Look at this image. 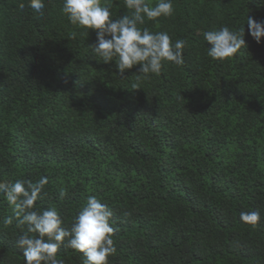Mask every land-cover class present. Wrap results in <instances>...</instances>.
<instances>
[{"label":"trees","instance_id":"1","mask_svg":"<svg viewBox=\"0 0 264 264\" xmlns=\"http://www.w3.org/2000/svg\"><path fill=\"white\" fill-rule=\"evenodd\" d=\"M20 3L0 0V180L46 175L36 207L65 226L89 195L107 203L109 264H264V37L246 24L264 21V0H173L172 16L141 27L184 39V63L150 79L98 61L95 31L72 25L62 0L44 16ZM111 12L128 10L114 0ZM221 25H245L246 46L212 60L202 34ZM253 210L258 224L241 221ZM9 215L0 197V264H24Z\"/></svg>","mask_w":264,"mask_h":264},{"label":"clouds","instance_id":"2","mask_svg":"<svg viewBox=\"0 0 264 264\" xmlns=\"http://www.w3.org/2000/svg\"><path fill=\"white\" fill-rule=\"evenodd\" d=\"M113 3L114 0H62L61 11L72 25L88 30V34L89 30L95 31L96 42L91 46L98 61L114 62L116 72L122 77L126 70L136 67V73L141 74L138 78L143 79L160 74L165 62L176 66L184 63V39L173 42L166 31L152 32L148 27H141L146 20L159 23L160 17L172 16L173 0H157L155 4L148 0H123L128 12L116 19L112 18ZM26 6L34 14L45 15V0H27V5L19 4L20 9ZM246 24L251 37L260 43L264 37V21L247 15ZM244 34L245 25L238 30L221 25L218 29L204 31L207 56L219 61L233 57L246 46ZM133 89L138 88L133 86ZM48 184L46 175L35 181L0 180V197L12 211V215L3 218V224L9 226L15 221L16 227L22 230L16 245L23 250L24 264H64L62 259H57L61 247L82 253V264H109V257L117 251L111 207L95 195H89L70 224L65 226L56 207H36L42 194H46L44 190ZM66 194V189L61 188L59 196L63 198ZM240 219L255 226L261 214L255 210L241 211Z\"/></svg>","mask_w":264,"mask_h":264}]
</instances>
